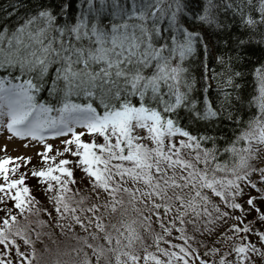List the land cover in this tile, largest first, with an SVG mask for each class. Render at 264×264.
Returning <instances> with one entry per match:
<instances>
[{
    "label": "snow or ice",
    "instance_id": "obj_1",
    "mask_svg": "<svg viewBox=\"0 0 264 264\" xmlns=\"http://www.w3.org/2000/svg\"><path fill=\"white\" fill-rule=\"evenodd\" d=\"M223 3L239 26H264V0ZM217 7L202 0L194 19L226 27L213 12ZM186 8L187 0H37L23 23L0 30V70L6 73L0 75V132L44 144L45 161L75 158L31 173L52 201L54 222L31 219L52 211L31 194L24 174L10 178L19 165L9 169L12 161L0 160V264H14L13 254L15 264H70L65 257L74 264H189L195 254L189 241L215 236L218 222L228 219L240 222L222 237L230 250L204 255H218L219 264H264V231L255 221L244 223L254 210L264 225V212L257 197H249L247 209L237 202L246 194L242 184L264 192L251 180L258 174L264 183V64L251 70L253 92L245 98L239 81L249 73L236 67L243 56L216 57L222 71L205 69L217 79L219 103L208 98L207 75L197 99L186 61L207 44L182 24ZM247 43L240 39L238 47ZM245 102L256 113L240 127L237 105ZM185 118L208 126L234 121L239 134L221 150L216 136L195 133ZM50 138H66L63 151L51 157ZM77 170L88 180L86 189L77 186ZM213 197L241 215L222 211ZM9 201L18 211L4 207ZM45 227L72 233L81 246L52 252L45 245L38 255L43 236L55 243ZM77 227L87 235L76 234ZM174 233L183 245L172 243Z\"/></svg>",
    "mask_w": 264,
    "mask_h": 264
},
{
    "label": "trees",
    "instance_id": "obj_2",
    "mask_svg": "<svg viewBox=\"0 0 264 264\" xmlns=\"http://www.w3.org/2000/svg\"><path fill=\"white\" fill-rule=\"evenodd\" d=\"M49 2H51V0H49ZM213 2L218 5L217 8L213 9V12L217 16V19L223 25H226V27L217 29L215 27L202 24V22L194 19L195 16L202 14V0H187V3L189 4L191 10H189L188 8L185 9V17L182 20V24L185 27L189 28L193 32H200L202 34L203 42L207 44V50L202 47L198 48L196 54L190 60L186 61V66L190 69L192 76H194L197 81V91L193 93V95L196 96L197 99L203 98L201 96V92L205 83L203 77L207 75V83L212 85V89L208 94V98L212 99L218 104L219 96L216 91L217 79H213L212 71H206L205 65H207L208 69L220 72L222 71V67L220 64L217 63L216 57H235L239 52L243 56V63L236 64V67L241 71H247L249 73V75L239 81L244 85L242 89L244 97L248 98L253 92L252 76L250 74L251 70L256 66L264 64V43H260L261 40H264V26H257L256 30L241 27L237 23L239 17L235 16L231 9H225L223 0H213ZM228 2H232V0H228ZM36 3L37 0H0V30H2L4 27L13 29L18 24L23 23V19L34 10ZM245 11H248V9H245ZM256 15L258 17V13ZM240 39H244L245 41H248V43L243 47H238V41ZM0 75H6V73L0 70ZM41 95L46 96V93H42ZM237 107H241V111L238 113V115L242 118L240 127H243L244 121L254 115L256 113V109L248 108L246 102L243 104V106L238 104ZM233 115L235 116L237 115V113L234 112ZM181 116H184V113H181ZM182 123L189 125L191 130H193L195 133L207 132L210 135L216 136V146L221 150L234 139L235 135L239 134V128L237 127L235 122L226 119L217 121L215 126H208L205 125L203 122L199 124H192L186 118L182 120ZM206 146L210 147L211 143L207 144ZM226 158L227 154L221 157L222 160ZM60 159H70V157H60L59 160ZM48 165L50 164H44L43 167L45 168ZM15 166V164L12 166L9 165L8 168L13 169ZM33 170H37V167L34 164L28 169L23 168L22 164H19L18 169L14 173L11 171L9 172V176L12 179H16L21 174H24L25 186L30 188V192L32 195L37 193L38 189L40 190L44 188V185L39 183V178L32 177L31 173ZM0 183H3L2 178H0ZM262 185L264 184L262 183L261 186ZM261 196H264V193H261L260 197ZM40 203L41 205H43L44 208H47L48 211H52V216L49 217L46 212H41V215L39 217H31V219L33 221H35L36 219H40L46 222H54L56 213L52 209V201L48 199V197L45 195V200L42 199ZM4 207H6L7 209H13V202L9 201ZM15 211L18 210L13 209V212ZM4 215L5 212L0 211V217H3ZM107 222L108 221L106 220L105 223ZM239 223L240 222L237 220L234 221V224ZM240 226L242 227L243 225ZM43 231L54 233L53 239L55 240V243H53L52 240H50L47 236H43V244L39 242L36 244L38 255L44 251L45 245L48 248L53 249L55 246L60 244L67 237V235L71 238L70 244H72L73 246L80 245L78 240L73 238L72 233L64 234L61 233L59 229H53L50 227H45ZM157 231H159L158 228ZM75 232L80 237H84L87 235L78 227L76 228ZM190 233L191 231L189 227L188 234L190 235ZM176 235L178 234L174 233L173 237H171L170 239L175 238V241L183 245L184 242L177 240ZM250 236L251 235H249V237ZM72 239L74 242L72 241ZM194 246V255L200 257V259L205 260V256L203 255V252L200 247L202 246V244H200L199 242ZM65 249L62 246L61 252L65 251ZM219 249L224 253H227L229 251V249ZM21 250L23 251L25 249L22 248ZM150 250L155 251L154 248ZM66 251H68V248L66 249ZM9 258L12 259L15 264V255L13 254ZM190 259H193V257ZM229 259H231V257H229ZM66 260H69L70 264H74V260L72 258L66 257ZM206 261L208 262V264H216L212 259L209 260V258H207Z\"/></svg>",
    "mask_w": 264,
    "mask_h": 264
},
{
    "label": "rangeland",
    "instance_id": "obj_3",
    "mask_svg": "<svg viewBox=\"0 0 264 264\" xmlns=\"http://www.w3.org/2000/svg\"><path fill=\"white\" fill-rule=\"evenodd\" d=\"M79 131V129L77 130ZM61 139H66V138H57V139H49L47 143H50L53 145V151L48 153L49 157L55 155L56 150L59 149L60 151H63L64 145L61 144ZM85 141H88L91 139V137H83ZM45 146L44 144H41L37 141H30L28 139H20L18 137L12 136L11 133L7 131H2L0 132V160H3L5 158L10 159L12 162L9 164L10 166L16 165L14 168L17 167V165L22 164L23 168L28 169L30 168L33 164L37 167V170H42L44 169L43 165L44 164H55L58 163V160L61 156L56 157V161L48 160L45 161L44 157L40 155L41 153L45 152ZM70 157V160H74V157H71L68 154H65L63 157ZM7 165V167H9ZM75 178L78 181L77 186L78 187H84L85 189L88 186V180L85 177V174L77 170L75 172ZM251 180L255 181L257 183V188H264V185L261 186L262 182H260L259 175L258 174H253L251 176ZM82 181V183H81ZM264 184V183H263ZM241 187L245 188V195L241 197H237V202L241 203L244 208H248V205L246 204V201L249 199V197H257L256 204L257 206L261 209L262 212H264V200L259 199L260 194L264 192H258L256 189H252L251 187H248L246 185H241ZM42 189H38V192L34 194L37 200L41 202V200H45V192ZM214 202L217 204H220L219 198L213 197ZM41 204V203H40ZM221 210L222 211H228L230 215L233 216H240L241 213L239 210H233L230 208L225 207L223 204H220ZM41 215V214H40ZM234 219H228L227 223H224L223 221L218 222L217 224V234L215 236H209L207 233H204V235L197 234V241H200V244H202L201 250L203 252V255L205 252H207L209 249L212 248H224V249H229L228 244L222 242V237L223 235L228 232V234H232L229 232V229L231 226L234 224ZM249 221H255V227L257 229H260L264 231V225H262L258 220H257V213L253 210L250 213L247 214V216L244 219V223H248ZM221 230V231H220ZM191 231V228H190ZM243 233H241L242 235ZM192 235V232L190 233ZM244 235V234H243ZM249 240L256 242L257 246H260L259 241L254 235H251L249 237ZM66 241V242H65ZM73 241V239H72ZM172 243L180 244L177 241H175V238L171 239ZM74 242V241H73ZM71 243V238L70 236L67 235V237L60 243L56 244L53 249H51L53 252L56 251H61L62 246L64 249L68 248V251L72 247H80L81 245L73 246ZM192 245V248H194L197 242H189ZM231 243V242H229ZM182 245V244H180ZM54 246V245H53ZM161 247H170V245L162 243L160 245ZM194 246V247H193ZM65 249V251H66ZM195 250V248H194ZM230 250V249H229ZM85 251H89L88 249L85 248ZM173 251H178V249H173ZM74 255V254H73ZM205 256V255H204ZM209 258V260H213L216 264L219 263V256H205V260ZM66 260V257L64 258ZM200 257H197L194 255L193 259L189 260V264H200Z\"/></svg>",
    "mask_w": 264,
    "mask_h": 264
}]
</instances>
